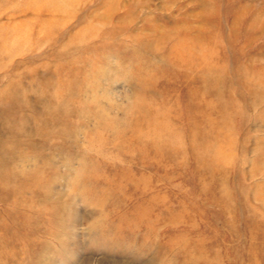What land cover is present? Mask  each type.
I'll return each mask as SVG.
<instances>
[{
  "label": "rangeland",
  "instance_id": "1",
  "mask_svg": "<svg viewBox=\"0 0 264 264\" xmlns=\"http://www.w3.org/2000/svg\"><path fill=\"white\" fill-rule=\"evenodd\" d=\"M0 264H264V0H0Z\"/></svg>",
  "mask_w": 264,
  "mask_h": 264
}]
</instances>
